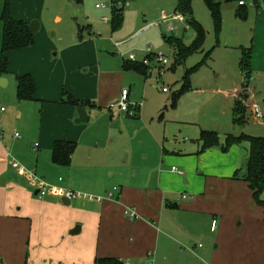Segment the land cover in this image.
I'll list each match as a JSON object with an SVG mask.
<instances>
[{
  "label": "crops",
  "instance_id": "crops-1",
  "mask_svg": "<svg viewBox=\"0 0 264 264\" xmlns=\"http://www.w3.org/2000/svg\"><path fill=\"white\" fill-rule=\"evenodd\" d=\"M214 1L222 13L218 34L209 8L201 14L193 0V17L207 31L199 50L205 62L174 102L191 68L185 67L173 95L168 86L160 91L154 59L143 63L149 55L123 63L118 58L110 67L117 57L100 55L97 39L85 37L92 35L89 25L74 23L63 32L54 24L63 20L60 12L45 11L48 0H11L13 18L28 24L40 19L41 25L34 43L8 51L6 72L0 68V106L6 107L0 112V264H95L105 258L124 264H264V206L248 182L235 177L245 173L249 143L222 148L229 135L264 136V122L251 115L242 126L234 122L238 100L248 113L253 105L264 112V0ZM5 3L0 0V65ZM187 19L175 37L183 42ZM248 48L247 84L241 60ZM158 64L161 74L166 65ZM26 74L35 93L20 100L18 77ZM124 87L131 101L141 103L135 111L109 106ZM81 106L87 121L77 120ZM203 131L217 132L221 145L204 149ZM58 140L76 143L69 165L53 160ZM42 183L100 199L70 201L53 191L40 197ZM130 207L137 218L128 217Z\"/></svg>",
  "mask_w": 264,
  "mask_h": 264
},
{
  "label": "rangeland",
  "instance_id": "rangeland-1",
  "mask_svg": "<svg viewBox=\"0 0 264 264\" xmlns=\"http://www.w3.org/2000/svg\"><path fill=\"white\" fill-rule=\"evenodd\" d=\"M177 0H126L124 6V21L122 26L117 30H112L111 23H105L101 19L103 16L112 18L111 0H82L78 2L76 0H48L49 4L45 11L48 13L49 8H52L55 12H60L63 20L55 21V25L59 26L64 32L68 31L70 25L77 24L79 26H90L92 35L89 36L88 32H85V37H94L97 39V44L101 46L103 50L100 55H106L113 58L109 63L110 67L116 64V60L120 59V63L129 59V55L134 53L138 58H145L149 54V49L153 54H163L169 59V64L162 67L161 74L159 73L160 65L154 59L151 65L154 67L155 73L158 79L157 85L160 91L163 86L170 88L171 95L180 89L182 85L181 73L186 68H192L200 62L202 59V53L196 52L189 56L183 64L177 66L176 70L172 68L175 62V46L168 41L169 38H174L179 34L182 26H186L184 21L171 20L170 24L165 23L161 19L162 12L165 11L169 15L175 13ZM107 3L106 8H97V3ZM196 8L199 13L202 14L207 11V6L204 0H196ZM40 21V19H36ZM149 26V29L143 31L140 35L134 36L136 32L142 28ZM170 26L174 27V30L169 29ZM188 26V25H187ZM39 31V30H38ZM188 35H185L184 42L189 44L195 37V31L188 26ZM212 39L205 43L204 49L208 51L211 49ZM117 47V44H121ZM106 51V52H105ZM124 56V57H123ZM104 64V63H103ZM104 64L105 67H108ZM199 69V68H198ZM196 70L193 73L192 78L199 77L200 71ZM158 73L161 76H158ZM184 74V73H183ZM180 76V77H179ZM179 80V81H178ZM196 82V81H195ZM138 102V101H137ZM140 103V102H139ZM248 108V107H247Z\"/></svg>",
  "mask_w": 264,
  "mask_h": 264
},
{
  "label": "trees",
  "instance_id": "trees-1",
  "mask_svg": "<svg viewBox=\"0 0 264 264\" xmlns=\"http://www.w3.org/2000/svg\"><path fill=\"white\" fill-rule=\"evenodd\" d=\"M81 2L82 0H76ZM209 8L215 32L218 34L222 26L221 6L214 0H204ZM119 2H126V0H112V19L111 25L113 30L119 29L124 21V7L118 5ZM11 0H6L4 11L1 18L4 22L3 43H2V59L1 71L6 72L8 66L7 52L31 46L34 43V34L29 29V24L23 20L13 18L10 12ZM176 11L181 12L188 17L189 25L195 30L196 37L189 45L185 44L181 39L169 38L168 41L175 45L176 63H182L192 54L202 49L207 35L206 29L194 17L193 0H177ZM205 60L200 62L195 67L187 70L184 76L185 85L179 93L174 96V102L179 95L190 88V80L192 74L201 66ZM241 66L245 73L246 83L251 79V52L250 49H245L241 60ZM139 68V67H137ZM35 93V82L31 74H26L18 77L17 96L20 100L33 99ZM81 104V101H72ZM248 116V109L246 105L240 100L234 106V122L237 126H242L246 122ZM201 140L203 141L204 149L221 145V139L217 132L203 131ZM243 141L249 143V155L245 173L240 176L239 171L236 172L235 177H241L248 182L250 188L254 191V198L264 206V199L262 192L264 190V136H252L242 133L240 136L229 135L223 143L224 151H227L233 144H240ZM76 143L69 141H56L53 150V160L55 163L62 165H69L71 157L75 151ZM95 264H124L117 259H97Z\"/></svg>",
  "mask_w": 264,
  "mask_h": 264
},
{
  "label": "built area",
  "instance_id": "built-area-1",
  "mask_svg": "<svg viewBox=\"0 0 264 264\" xmlns=\"http://www.w3.org/2000/svg\"><path fill=\"white\" fill-rule=\"evenodd\" d=\"M241 4L244 3V0L240 1ZM126 4V2H119L118 5L120 7H124ZM113 3H112V0H111V4L109 6L112 7ZM96 7L97 8H106L108 7V4L103 2V3H97L96 4ZM171 20H176V21H185V16L184 14H182L181 12H178V11H175L174 14L172 15H169L168 13H162V21L163 22H166L168 23L169 21ZM170 30L173 31L174 30V27L170 26ZM148 58H146L143 63L148 65L149 64V61H150V58L152 59H155L157 62H159L160 64L162 65H168L169 64V59L161 54H153L150 49H149V54H148ZM135 54L132 53L129 55V60L131 61H134L135 60ZM163 91L164 92H168L169 91V88L168 87H164L163 88ZM141 103H136V102H133L131 101L130 99V89L128 87H124L122 90H121V94H120V97L117 101L115 102H112L109 106L111 109L115 108V109H118L120 111H123V112H131L133 111V109L140 105ZM6 110V107L5 106H0V112H3ZM135 111V109H134ZM251 115L253 118L255 119H258V120H261L264 122V112L260 109V107L258 105H253L251 108H250V112L248 113V116ZM2 131V128L0 127V132ZM16 135L18 136L19 133H16ZM175 170H177L179 173H182V171L174 168ZM55 192L59 195H62L64 196L65 198L69 199L70 201L71 200H74V199H77V198H85V199H97L96 197L92 196V195H89V194H86V193H83V192H80V191H76V190H72V189H68V188H59V187H49L48 184H45V183H42V185L40 186V189H39V192H38V195L40 197H45L48 192ZM100 199V198H98ZM97 199V200H98ZM128 217L131 218V219H135L137 218V213L135 211V209L133 207H130L128 209V213H127ZM217 226V220L215 219L213 221V224H212V229L215 230ZM126 264H129V263H126Z\"/></svg>",
  "mask_w": 264,
  "mask_h": 264
},
{
  "label": "water",
  "instance_id": "water-1",
  "mask_svg": "<svg viewBox=\"0 0 264 264\" xmlns=\"http://www.w3.org/2000/svg\"><path fill=\"white\" fill-rule=\"evenodd\" d=\"M40 25H41L40 21L35 19L29 23V29L33 34H35L40 29ZM78 112H79V117L77 119L78 121H87L88 120V116H87L86 109L84 106L79 107ZM149 264H153V263L150 262Z\"/></svg>",
  "mask_w": 264,
  "mask_h": 264
}]
</instances>
